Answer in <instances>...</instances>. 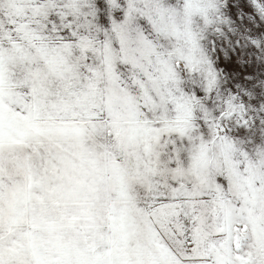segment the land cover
Returning a JSON list of instances; mask_svg holds the SVG:
<instances>
[{"label": "snow or ice", "instance_id": "1", "mask_svg": "<svg viewBox=\"0 0 264 264\" xmlns=\"http://www.w3.org/2000/svg\"><path fill=\"white\" fill-rule=\"evenodd\" d=\"M0 264H264V0H0Z\"/></svg>", "mask_w": 264, "mask_h": 264}]
</instances>
